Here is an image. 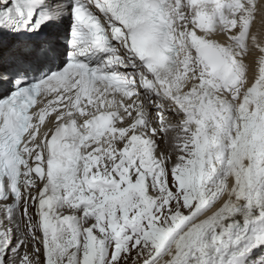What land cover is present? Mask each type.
Segmentation results:
<instances>
[{
    "label": "snow or ice",
    "instance_id": "obj_1",
    "mask_svg": "<svg viewBox=\"0 0 264 264\" xmlns=\"http://www.w3.org/2000/svg\"><path fill=\"white\" fill-rule=\"evenodd\" d=\"M0 264H264V0H0Z\"/></svg>",
    "mask_w": 264,
    "mask_h": 264
}]
</instances>
